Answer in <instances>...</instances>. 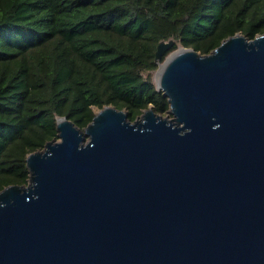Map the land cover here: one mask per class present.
Segmentation results:
<instances>
[{
  "label": "water",
  "instance_id": "1",
  "mask_svg": "<svg viewBox=\"0 0 264 264\" xmlns=\"http://www.w3.org/2000/svg\"><path fill=\"white\" fill-rule=\"evenodd\" d=\"M178 49L167 116L57 118L28 183L0 190V264H264V33Z\"/></svg>",
  "mask_w": 264,
  "mask_h": 264
},
{
  "label": "trees",
  "instance_id": "2",
  "mask_svg": "<svg viewBox=\"0 0 264 264\" xmlns=\"http://www.w3.org/2000/svg\"><path fill=\"white\" fill-rule=\"evenodd\" d=\"M238 32L264 33V0H0V190L28 183L27 155L58 138L59 116L84 129L107 105L168 114L161 40H175L164 60Z\"/></svg>",
  "mask_w": 264,
  "mask_h": 264
},
{
  "label": "rangeland",
  "instance_id": "3",
  "mask_svg": "<svg viewBox=\"0 0 264 264\" xmlns=\"http://www.w3.org/2000/svg\"><path fill=\"white\" fill-rule=\"evenodd\" d=\"M180 46H181V45H180ZM180 46H179V47H180ZM175 50H176V49H175ZM175 50H174V51H175ZM174 51L170 52L168 55L172 54ZM164 60H165V58H164ZM164 60H162V63L164 62ZM159 67H160V66L158 65V68H157V69L154 71V73H153V81H154L155 85H157V82H158V80H157L158 77H157L156 74H157V71L159 70ZM164 116H167V114L164 115Z\"/></svg>",
  "mask_w": 264,
  "mask_h": 264
},
{
  "label": "bare ground",
  "instance_id": "4",
  "mask_svg": "<svg viewBox=\"0 0 264 264\" xmlns=\"http://www.w3.org/2000/svg\"><path fill=\"white\" fill-rule=\"evenodd\" d=\"M180 51H181V49H178V50L174 51L172 54L169 55V57L172 56V55H174L175 53L180 52ZM162 68H163V63L160 65L159 70L157 71V74H156L157 77H158L157 80H159V76L161 74Z\"/></svg>",
  "mask_w": 264,
  "mask_h": 264
}]
</instances>
